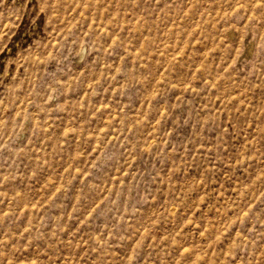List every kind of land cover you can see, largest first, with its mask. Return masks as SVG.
<instances>
[{"label":"rangeland","instance_id":"rangeland-1","mask_svg":"<svg viewBox=\"0 0 264 264\" xmlns=\"http://www.w3.org/2000/svg\"><path fill=\"white\" fill-rule=\"evenodd\" d=\"M0 264H264V0H0Z\"/></svg>","mask_w":264,"mask_h":264}]
</instances>
